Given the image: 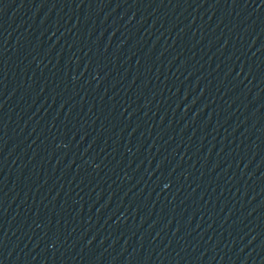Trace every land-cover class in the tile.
<instances>
[{
    "label": "water",
    "instance_id": "95a60500",
    "mask_svg": "<svg viewBox=\"0 0 264 264\" xmlns=\"http://www.w3.org/2000/svg\"><path fill=\"white\" fill-rule=\"evenodd\" d=\"M0 264H264V0H0Z\"/></svg>",
    "mask_w": 264,
    "mask_h": 264
}]
</instances>
